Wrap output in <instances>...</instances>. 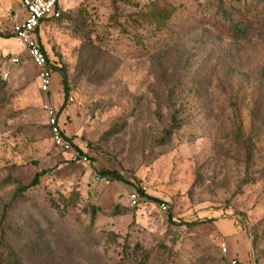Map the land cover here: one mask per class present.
<instances>
[{
    "label": "rangeland",
    "instance_id": "1",
    "mask_svg": "<svg viewBox=\"0 0 264 264\" xmlns=\"http://www.w3.org/2000/svg\"><path fill=\"white\" fill-rule=\"evenodd\" d=\"M60 1L43 92L0 0V264H264V0ZM47 95L90 165L52 146Z\"/></svg>",
    "mask_w": 264,
    "mask_h": 264
},
{
    "label": "built area",
    "instance_id": "2",
    "mask_svg": "<svg viewBox=\"0 0 264 264\" xmlns=\"http://www.w3.org/2000/svg\"><path fill=\"white\" fill-rule=\"evenodd\" d=\"M23 16L20 19H15L11 26L13 36L24 45L27 53L34 65L37 68L38 88L43 92H50L54 82L53 60L49 57L46 48L39 39V27L41 22L46 19L61 16L68 11V8L60 0H21ZM15 63L20 62L19 56L12 57ZM7 74V73H6ZM68 99L72 100L71 94L67 95ZM46 121L49 127L50 139L52 146L69 153L70 161L77 165L87 166L91 164L89 155L80 147L73 145L71 140L67 137L60 124V114L57 104H55L49 95L46 96L42 103ZM97 180H107L108 175L104 173H95ZM145 195L137 189H131L128 192V199L130 204H138ZM162 211L168 209L165 201L158 203ZM221 249L226 251L224 242ZM230 264H240L235 257L230 259Z\"/></svg>",
    "mask_w": 264,
    "mask_h": 264
},
{
    "label": "trees",
    "instance_id": "3",
    "mask_svg": "<svg viewBox=\"0 0 264 264\" xmlns=\"http://www.w3.org/2000/svg\"><path fill=\"white\" fill-rule=\"evenodd\" d=\"M223 0H219V3L221 4ZM65 13H63L61 16L59 17H55V18H50V19H59L60 17H63ZM233 29H234V32H241L243 30V25L241 22H239L238 20H233ZM29 56V55H28ZM30 58V57H29ZM31 60V58H30ZM32 61V60H31ZM33 62V61H32ZM62 84H63V90L65 92V94L68 92L69 90V84L67 82V76H66V73H63V76H62ZM48 125V124H47ZM49 128V127H48ZM63 132H64V129H63ZM50 133V132H49ZM67 137L71 140V142L73 143L74 146L78 147L73 138L71 137V135H68L66 134ZM55 148V147H54ZM57 149V148H56ZM59 150V149H58ZM61 151V150H60ZM42 170H37L35 171L32 179L30 180V182L26 185H23L24 188L30 186V185H34L36 184L39 179H40V176L42 174ZM101 172L106 174V175H111L113 176L114 178H117V179H122V176L120 175V173L116 170V169H109V168H102L101 169ZM138 190L144 194L145 196L147 195L141 188H138ZM154 200H158V201H161L159 200L158 198L156 197H152ZM210 219V218H209ZM207 220V219H206ZM198 221H201V220H198ZM0 262H1V258H0ZM18 262L15 260V264H17Z\"/></svg>",
    "mask_w": 264,
    "mask_h": 264
},
{
    "label": "crops",
    "instance_id": "4",
    "mask_svg": "<svg viewBox=\"0 0 264 264\" xmlns=\"http://www.w3.org/2000/svg\"><path fill=\"white\" fill-rule=\"evenodd\" d=\"M57 88L58 89V81H56V79H54V82L52 84V88ZM70 156V155H69ZM73 163V162H72ZM75 163H73L74 165ZM77 165V164H75ZM229 230V228H228ZM230 231H227V234H229ZM230 236V235H229ZM228 247H229V251L231 252H240V256H243L245 253V248H246V242L242 241V238L240 239V241L237 243V240L234 238L232 239V237H228Z\"/></svg>",
    "mask_w": 264,
    "mask_h": 264
}]
</instances>
